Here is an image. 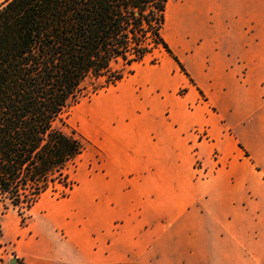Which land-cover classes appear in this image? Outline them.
<instances>
[{"label":"crops","instance_id":"0c3cea01","mask_svg":"<svg viewBox=\"0 0 264 264\" xmlns=\"http://www.w3.org/2000/svg\"><path fill=\"white\" fill-rule=\"evenodd\" d=\"M169 4L184 72L163 56L83 106L88 169L24 226L0 217V264H161L178 233L201 264H264V0H173L167 28Z\"/></svg>","mask_w":264,"mask_h":264},{"label":"trees","instance_id":"16d2710c","mask_svg":"<svg viewBox=\"0 0 264 264\" xmlns=\"http://www.w3.org/2000/svg\"><path fill=\"white\" fill-rule=\"evenodd\" d=\"M168 0H5L0 4V203L20 224L83 151L62 116L153 51L184 68L162 37ZM121 64L120 70L113 65ZM93 87L91 93L98 89ZM68 191L62 190L58 198ZM55 192V191H54Z\"/></svg>","mask_w":264,"mask_h":264},{"label":"rangeland","instance_id":"374dc122","mask_svg":"<svg viewBox=\"0 0 264 264\" xmlns=\"http://www.w3.org/2000/svg\"><path fill=\"white\" fill-rule=\"evenodd\" d=\"M172 4H173V0H170V4L169 7L166 11V21L168 23L167 28H169V25L172 21V16H173V8H172ZM163 56H167V54L162 50H155L153 51L152 54L148 55L141 63L139 64H134L132 65L130 68H128L127 70H131V73L128 74L126 71L123 75V78L121 80H123L124 78L128 77L129 75H132L133 73H135L136 70H138L140 67L146 66V65H152V64H156L158 63V61L160 60L161 57ZM113 68L115 70H120L121 69V64H116L113 65ZM120 80V81H121ZM119 81V82H120ZM104 80L101 79L100 81H98L97 83H93L92 81L87 82L86 84V90H87V96L82 98L79 103H77L75 106L71 107L63 116H62V124L59 125L60 128L65 132V133H70L71 131H74L77 136L80 138L82 144H83V151L82 153L76 158V160L74 161L73 164H70L67 167L66 170V174L68 175V183L69 186H71V189L76 186V184L78 183V176L81 173L82 170H86L88 169L89 166V145L88 142L84 139V137L82 136L81 132L82 131V126H80V116L83 113V106L90 103L94 98H96L99 95H102L104 93H106L109 89H111L112 87L116 86L119 82H117L115 85H110L106 88H99L101 86V84H103ZM98 87L99 89L95 92V93H91L93 90V87ZM196 134L200 133V131L196 130L195 132ZM200 135V134H199ZM207 137V135H206ZM205 137V138H206ZM212 158H215V154H213ZM194 169L196 172H200V178H205L206 177V173L202 172V168H201V164L200 161L197 160L194 164ZM64 190V191H68L66 189H63V187L61 185H57L56 186V190L54 191H48L46 193H44L40 198L41 201H45V200H58L61 198L59 197V193ZM70 191V190H69ZM68 191V194H69ZM12 209H8L7 211H3L2 208V204L0 203V217L8 212H10ZM16 211V210H15ZM17 213V211H16ZM18 214V213H17ZM19 216V215H18ZM23 216L26 218L25 219V223L26 220L29 218L30 216V210L29 211H25L23 212ZM21 225V224H20ZM22 226V225H21ZM1 234V231H0ZM188 235H186V233H181V234H171L172 238H167L166 240L169 241V239H175L176 241V237L178 239H180V247H176V248H172V247H164L163 244L161 246L159 250V255L161 256V264H168V257L171 255H178V256H182V257H186V256H190L191 254L194 256V263L193 264H201L200 263V248H194V247H190L188 246L190 242V240L187 239ZM192 239H199L196 237V233H194V237H192ZM168 241L166 243H168ZM195 241H193L192 243H194ZM187 243V245H185ZM1 250V249H0ZM6 255L10 254V251L5 252ZM1 255H4V253Z\"/></svg>","mask_w":264,"mask_h":264},{"label":"built area","instance_id":"2783aa9c","mask_svg":"<svg viewBox=\"0 0 264 264\" xmlns=\"http://www.w3.org/2000/svg\"><path fill=\"white\" fill-rule=\"evenodd\" d=\"M199 134L201 135L202 138H205V137H206V132H205V131H201ZM0 249H1L2 254H3V253L5 254V252H6V247L3 246V247H1Z\"/></svg>","mask_w":264,"mask_h":264}]
</instances>
